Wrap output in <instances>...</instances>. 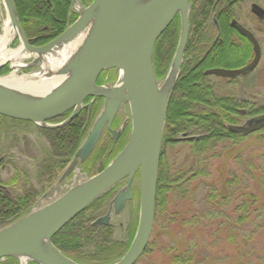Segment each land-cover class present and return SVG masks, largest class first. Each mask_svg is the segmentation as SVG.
Segmentation results:
<instances>
[{"label":"water","instance_id":"water-1","mask_svg":"<svg viewBox=\"0 0 264 264\" xmlns=\"http://www.w3.org/2000/svg\"><path fill=\"white\" fill-rule=\"evenodd\" d=\"M1 1L14 29V38L20 44L17 50L28 53L31 59L30 63L20 67V71L38 69L34 78L47 74L43 58L62 53L86 33L85 39L65 60L63 70L57 72L60 75L58 83L45 89L23 91L0 86V116L42 128L56 129L70 124L81 113L88 98L105 100L102 111L61 180L92 155L106 127L111 128L116 115L125 106L130 110L132 132L124 150L104 171L1 229L0 260L15 258L23 264H78L53 245L54 236L126 180L125 188L113 200L114 214L122 213L132 200L131 187L135 183L140 189L139 221L130 248L114 264H137L145 254L154 230L164 128L189 39L190 0H94L89 7L79 6V0H74L73 9L79 15L78 20L59 38L43 47L30 45L14 1ZM253 12L258 16L264 14L257 5L253 6ZM178 16L181 21L178 47L160 85L154 71L155 45ZM237 29L254 44V62L238 71L213 69L206 72L207 76L232 79L257 67L261 58L257 41L245 28L237 25ZM4 65H0V69ZM10 70L11 74L17 71L13 66ZM109 70L118 75L115 85L97 87L99 76ZM70 111H73L72 115L62 124H48ZM262 129L264 117L251 119L244 127H229L231 132L244 137ZM138 174L139 180L136 179ZM112 217L111 213L101 217L93 226H109Z\"/></svg>","mask_w":264,"mask_h":264},{"label":"trees","instance_id":"trees-1","mask_svg":"<svg viewBox=\"0 0 264 264\" xmlns=\"http://www.w3.org/2000/svg\"><path fill=\"white\" fill-rule=\"evenodd\" d=\"M244 1L246 0H237V2ZM237 2L236 0H224L218 5L216 12L227 6V13H231L228 4H237ZM14 3L20 24L28 39L32 40L31 45L35 47L45 46L60 37L78 17L71 13L72 0H14ZM214 3L215 0H190V38L181 75L170 100L163 143H175V140L182 134H189L195 136L194 140L190 142L191 145L195 149L203 151L214 142L228 140L236 143L250 137L264 140V129L246 137L229 130V126L239 119L241 110L248 111L250 117L264 116V106L256 107L251 101H239L233 96L223 97L216 94L209 82V77L205 75L211 69L239 68L248 61L246 59L242 65H227L226 67L217 56L212 58V55L218 53V45L214 46L212 53L203 60L204 44L211 42L216 35L211 13ZM218 21H221L219 17ZM180 30V18L177 17L155 45L154 70L159 81L164 80L171 66L178 46ZM7 73H9L8 68L0 70V76ZM115 80L116 77L111 76V81ZM198 108L201 111H196ZM68 116L69 114H66L55 120V123L64 121ZM91 125L92 123L88 124L87 112L84 111L73 122L62 128L55 130L39 128L40 136L49 140L51 152L49 159L35 158V174L21 169L14 160V156L9 157L10 148H6L8 144L7 141L5 142L4 150L0 148V158L2 155H6L8 159H13L11 162L8 161V164L13 166L14 175L7 180H3L0 175V185L7 188L4 190L0 187V230L31 212L37 200L46 190L43 183L54 182L61 172L59 170H63L70 163ZM2 138L3 130L0 127V147ZM15 140L20 145V147L16 146L19 154H24L27 144L24 145L25 149L23 150L22 141L17 138ZM24 140L26 141V139ZM105 149L111 153L105 161L99 164V159L107 153L103 152ZM121 150V147L114 146L111 140H106V143L103 144L100 143L90 160L93 163L94 175L102 172ZM115 152L118 153L113 155ZM52 161H58L59 164L53 162L55 169L47 170V166ZM164 164V160H162L160 163V188L157 193L158 212L161 208L162 190H166L168 186ZM1 166L2 164L0 168ZM32 179L35 184L29 182ZM40 186L42 189L38 188ZM133 194V200L128 206L131 221L122 230V239L115 237L117 231L114 226H92L93 222L103 213L104 205L114 196V191H111L67 224L53 238V245L66 257L79 264H114L128 251L136 234L140 199L138 189L133 188ZM254 207L257 208V213L253 211ZM261 209L264 210V206L260 207L259 198L256 195L244 194L241 204L237 206V212L240 215L238 220L220 226H229L228 228L231 230L238 229L240 232L250 223L257 230L264 227L262 219L264 214L260 213ZM251 211L255 214L253 215ZM227 240L238 250L235 264L238 261L240 264H264L262 259L257 262L251 261L253 249L250 250L249 247L252 239L248 236L236 233L229 235ZM248 250L250 251L248 252ZM194 257L192 251H187L181 257L175 258V264H193ZM202 258V262L198 261L196 264H216L220 260L210 255L207 258ZM2 264L19 263L17 260L9 258Z\"/></svg>","mask_w":264,"mask_h":264},{"label":"rangeland","instance_id":"rangeland-1","mask_svg":"<svg viewBox=\"0 0 264 264\" xmlns=\"http://www.w3.org/2000/svg\"><path fill=\"white\" fill-rule=\"evenodd\" d=\"M251 2V0L245 1L235 8V11L240 19V24L252 29L261 40L262 63L247 80L238 77L230 81L210 76L209 82L218 95L233 96L239 101H251L254 103L253 106L262 107L264 106V24L256 21L251 15ZM256 3L258 6L264 7V0H259ZM6 22V10L0 0V39L4 33ZM22 63H28V61ZM37 71L39 70H19L17 74L23 78ZM8 75V73L4 74L0 78ZM116 81L117 78L111 86ZM196 111H201V109L198 108ZM245 111L241 110V118L235 120V123L231 124L232 126L244 127L251 119L264 117L257 115L250 118L249 112H246L245 116L242 114ZM194 138L195 136L182 134L175 140V143H163L161 161L164 160L165 163L168 186L166 193L162 195L160 212H156L157 218L147 248L148 252L146 251L137 264H175V258L181 257L187 251H192L195 255L193 264L198 261L202 262V257L207 258L209 255L220 259L216 264H235L238 250L228 242L227 237L236 233L252 239L249 247L250 250L253 249L251 261L257 262L262 259L264 263V227L256 230L255 226L248 223V227L239 232L238 229L231 230L228 228L229 226H220L238 220L240 215L237 212V206L241 204L244 194L256 195L259 198L260 207L264 206V140L250 137L236 143L228 140L214 142L205 150L200 151L190 143ZM15 139L13 136H7L8 146L6 148H10L11 153L18 154L16 146L20 147V145ZM103 152L106 153L107 149ZM110 153L104 154L99 159V164L105 161ZM116 153L118 152L113 155ZM23 155L29 157L26 153ZM21 164L24 166L21 169L26 172L30 171L27 164ZM86 174H82L81 168L80 170L77 168L76 172L68 177L69 183L66 187L62 186L58 193H53L54 197L50 198L51 201L48 200L49 197L46 198L45 193L41 195L31 212L55 201L71 187L95 176L93 169L88 170ZM0 175L5 176V173ZM29 182L35 184L33 179ZM211 193L213 195H210ZM43 197L46 200H43ZM256 210L257 208L254 207L255 213H257ZM128 211L129 208L120 219L124 227L131 221V213L128 214ZM253 211L251 213L254 215ZM260 213L264 214V210L261 209ZM104 215L105 211L103 210L99 217H104ZM262 219L264 221V215ZM116 237L122 239L121 228ZM237 264H240L239 261Z\"/></svg>","mask_w":264,"mask_h":264},{"label":"flooded vegetation","instance_id":"flooded-vegetation-1","mask_svg":"<svg viewBox=\"0 0 264 264\" xmlns=\"http://www.w3.org/2000/svg\"><path fill=\"white\" fill-rule=\"evenodd\" d=\"M73 1L74 0H72V3H71V13H72V15L78 16V14L73 10ZM222 1H224V0H216L213 7H212V10H211L212 20H213V24L215 26L216 35L211 42L204 44L205 54L203 56V60L205 58H207L209 56V54L212 53L211 52L212 48L214 46L218 45L217 46V48H218L217 52L219 53V55H218V53H217V55H212V58L217 56L219 58V60L225 64L226 67H227V65H234V66L242 65V62L246 59L248 61L246 62V64L244 66H241L239 68H217V69H223V70H229V71H238V70H242V69L248 67L249 65H251L254 62L255 57H256L255 46L250 41V39L248 37H246L245 35H243L242 33H240L238 31L237 25H239V26L245 28L247 31H249L254 36L255 40L257 41V43L259 45L260 51H261V58H260V61L257 65V67L252 72H250L246 75L237 76V77L232 78V79H229V78H222V79L233 81L239 77V78H242L244 80H247L252 74H254L258 70L259 65L263 61L262 60V56H263L262 42L255 35V32L252 29H250L249 27H247L245 25L243 26L240 24V21H239L240 19L237 16L235 8H237L240 4H242L244 2H237V0H236L237 4L236 3L228 4L230 6V11H232L231 13H227L228 7L226 6L223 10H219L218 15L216 16L215 12L217 11L218 5ZM92 2H93V0H84V1L79 0V3H81V5L84 7H88ZM254 5L258 6V3H256L255 1L251 2V10H250L251 15L253 16V18L256 21H259L261 24H264V14H261L260 16L255 14L253 12V6ZM259 7L264 11V7L262 5ZM218 17H219V20L221 19V21H218ZM32 43L33 42L30 39V45ZM16 46H18V44H17V41L14 40V42L11 43V47L14 48ZM111 76L117 78V74L115 73L114 70H109V71L103 72L99 76L96 86H99V87L111 86L113 84V82L111 81ZM91 102H93V104L90 106ZM103 106H104V99L88 98L86 100L81 113H83L84 111L87 112L88 124L94 123L96 118L99 116L101 110L103 109ZM245 112L248 113V111H245ZM72 113H73V111L62 122L55 123V120L59 119V118H57V119H54L52 122L51 121L48 122V124L53 125V126L60 125L63 122H65L72 115ZM63 116H65V115H63ZM1 118L2 119L0 120V127L3 130V138H2L0 148L1 149L4 148L5 142L7 141V136L12 137L16 133L17 134H19V133L23 134V136L26 137V139L29 142V144H27V146H26V152H25L27 155H29V157H26L23 154H19V153L15 154V153H11V152H9L8 155H10L9 157L14 156V158H15L14 160L19 164V167L21 166L20 168L24 167L21 163L27 164L28 165L27 167H29V170H30L29 173L35 174V158L36 157L37 158H43V159H49L50 158L51 145H50L49 140H47L46 137L40 136L39 128L37 126H35L34 124L32 125L29 122L18 121V120L6 118V117H1ZM250 118H252V117H250ZM91 126H90V128H91ZM90 128L88 129L87 134L89 133ZM44 130H48V129H44ZM131 130H132L131 114H130V110H129L128 106H125L123 111L115 117L111 128L109 129L108 127H106L98 146L100 145V143H102V144L106 143V140H111L113 142L114 146H118V147H121V149H123L129 141V138L131 135ZM98 146H97V148H98ZM10 147L12 148V146H10ZM22 149L23 150L25 149L24 145H22ZM39 154H40V156H38ZM91 157H92V155L86 160L85 163H83L82 165L80 164L77 167L79 170L81 168V172L84 175H87L86 172L88 170H90V171L92 170L93 163L90 161V160H92ZM73 158H72V160H73ZM72 160L63 170H59L61 172L57 175V178L54 180V182H52L51 184L49 183V181L43 183L44 184L43 186L46 188L44 193L46 194V198L49 197L48 200L51 201L52 199H50V198L54 197V194L58 193V190L60 188H62V186L66 187L69 183V180H67L68 177H70L72 174H74L76 172L77 169H74L71 172V174L67 177V179H64L63 181L61 180L65 171L67 170V168L71 164ZM8 161L11 162V161H13V159L12 158L8 159V157H6V155H2V157L0 158V165L2 164V166L0 168V174L5 173V176H1V178L3 180H7L14 175L13 166L9 165ZM53 162H56L59 164L58 161H52L47 166V170L55 169ZM24 171H26V170H24ZM56 183H57V185L55 186ZM125 186H126V182L124 181L123 183L119 184L116 187L117 189L114 191V193L117 192V194H118V192L123 190L125 188ZM38 188L42 189L41 186ZM46 198L43 197V199H45V200H46ZM112 199L113 198H111L108 201V203L104 205L103 210L105 211V215H108L111 212L110 203H111ZM127 204H126L125 209L122 211V213H120V215H116V214H114V210L112 211L114 217H112L113 222L111 223L110 226H114L117 231L120 228L124 227L121 224L122 220H120V219L122 218L121 216L124 213H126L128 210ZM128 214H129V211H128ZM6 261L7 260H4L2 262L5 263Z\"/></svg>","mask_w":264,"mask_h":264},{"label":"bare ground","instance_id":"bare-ground-1","mask_svg":"<svg viewBox=\"0 0 264 264\" xmlns=\"http://www.w3.org/2000/svg\"><path fill=\"white\" fill-rule=\"evenodd\" d=\"M215 14L217 16L218 12H215ZM18 19H19V16H18ZM3 31H4V33H3V35L1 36V39H0V65L6 64L2 68H8V69H10V67L13 66L18 71V70H20V67H22V65H24V63H22V62L27 58V56L25 54L21 53V51H19V50H16V51L8 50L7 45L11 41V38H13V36H14V29L12 28L9 19H7V22L5 24V27H4ZM180 33H181V31H180ZM85 37H86V33L81 35L79 37V39H77L74 43H72L67 48V50H64L62 53H54L53 55H51V56H49L47 58H43L44 66H45V72L47 73L44 76L40 75L38 78H34V77H32V76H34V73H32L31 75H29L27 77L21 78V77L18 76L17 71H15L14 73H12L7 78L0 79V86L8 88V89L17 90V91H23V90L45 89V88H48L51 84L54 85V84L58 83L60 81V79H59L60 75L58 76L57 72L60 71V70H63V67L66 64L65 60L70 56V54L73 52V50H75L76 45L79 42H82L85 39ZM179 38H180V36H179ZM189 38H190V32H189ZM188 42H189V39H188ZM178 43H179V41H178ZM187 47H188V43H187ZM187 47H186V50H187ZM170 84H171V82H170ZM111 87H113V86H108V88H111ZM71 112L72 111H70V112H68L66 114H70ZM119 113H121V112H119ZM52 121L53 120H51V122ZM48 122H50V121H48ZM166 122H167V120H166ZM30 124H32V123H30ZM35 126H37V125H35ZM235 134H237V133H235ZM13 137L17 138L19 141H22V145L29 144V142H26V141H28L26 139V137H24L23 134H21V133H19V134L16 133ZM24 139H26V141ZM133 188L138 189L139 198H140V189H139V187H132L131 188L132 197H134ZM157 188H158L157 189V193H158V190L160 188V174H159V181H158ZM166 190H162V195H163V193L164 194L166 193L165 192ZM116 195H117V192L114 193V196L112 197L113 199L111 200V203H110L111 211L114 210L113 200L116 197ZM156 208H157V202H156ZM138 217H139V213H138ZM92 226H93V224H92ZM121 230H123V229L121 228ZM117 233H118V231L115 233V237H116ZM7 259H9V258H7ZM7 259H5V260H7ZM12 259H15V258H12ZM15 260H17V259H15ZM2 261H4V260H0V264L3 263ZM17 261H18L19 264H23V261H19V260H17Z\"/></svg>","mask_w":264,"mask_h":264}]
</instances>
